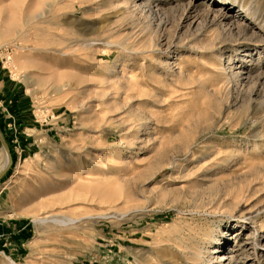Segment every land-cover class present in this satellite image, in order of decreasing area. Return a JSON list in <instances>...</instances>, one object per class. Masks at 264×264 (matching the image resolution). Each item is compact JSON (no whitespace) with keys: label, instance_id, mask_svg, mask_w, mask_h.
I'll list each match as a JSON object with an SVG mask.
<instances>
[{"label":"rangeland","instance_id":"1","mask_svg":"<svg viewBox=\"0 0 264 264\" xmlns=\"http://www.w3.org/2000/svg\"><path fill=\"white\" fill-rule=\"evenodd\" d=\"M0 136V264H264V0H0Z\"/></svg>","mask_w":264,"mask_h":264},{"label":"bare ground","instance_id":"2","mask_svg":"<svg viewBox=\"0 0 264 264\" xmlns=\"http://www.w3.org/2000/svg\"><path fill=\"white\" fill-rule=\"evenodd\" d=\"M226 1V0H225ZM5 149H6V151H7V153H8V156H9V163H8V158H7V163L8 164H10V162H11V158H10V155H9V152H8V150H7V147H4ZM6 166V165H5ZM22 172V169H21V167L13 174V176H12V178H15L18 174H20ZM12 180L10 179L9 181H7L6 182V185H8L10 182H11ZM261 213H260V211H257L255 214H252L251 213V215H249V217L248 218H250V220L251 219H253V221L254 222H257V217L260 215ZM49 216L50 215H48V216H46V217H37L35 220H38V221H41V222H43V223H45V222H47V221H50L49 220ZM56 217V216H55ZM105 217V216H104ZM53 218V217H52ZM69 218V217H68ZM55 220H57L56 218L54 219V222H55ZM69 221L71 220V219H68ZM74 220V219H73ZM78 220V219H77ZM58 221H60V220H58ZM57 221V222H58ZM62 221H64V220H62ZM68 221V222H69ZM72 221V220H71ZM70 221V222H71ZM66 221H64V223H65ZM68 222H66V224L68 223ZM69 222V223H70ZM59 223V222H58ZM62 223V222H61ZM60 223V224H61ZM64 223H62V224H64ZM75 223V222H74ZM57 224V223H56ZM254 245H255V249H257V246H259L260 247V241H255V243H254ZM185 252V251H184ZM191 255H193V256H191ZM186 259L184 260V262L182 263V264H209V262H202L203 261V254H201V252H196V250H194V251H190V249H188V251H186ZM220 257L222 258H220V262L221 263H223V259H224V256H222V255H220ZM209 261V260H208ZM210 261H212V259H210ZM230 262H232V260H230Z\"/></svg>","mask_w":264,"mask_h":264},{"label":"crops","instance_id":"3","mask_svg":"<svg viewBox=\"0 0 264 264\" xmlns=\"http://www.w3.org/2000/svg\"><path fill=\"white\" fill-rule=\"evenodd\" d=\"M0 141L3 142V139L1 138V136H0Z\"/></svg>","mask_w":264,"mask_h":264}]
</instances>
